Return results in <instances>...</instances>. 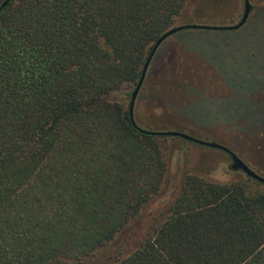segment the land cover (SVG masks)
Here are the masks:
<instances>
[{"label":"trees","instance_id":"trees-1","mask_svg":"<svg viewBox=\"0 0 264 264\" xmlns=\"http://www.w3.org/2000/svg\"><path fill=\"white\" fill-rule=\"evenodd\" d=\"M191 1L0 12V264H264V185L177 179L167 137L130 119L151 49Z\"/></svg>","mask_w":264,"mask_h":264},{"label":"rangeland","instance_id":"rangeland-1","mask_svg":"<svg viewBox=\"0 0 264 264\" xmlns=\"http://www.w3.org/2000/svg\"><path fill=\"white\" fill-rule=\"evenodd\" d=\"M249 3L248 19L236 30H184L166 39L149 64L133 116L144 130L220 144L264 177V0ZM243 10V0H192L176 26H234ZM166 137L177 179L183 172L221 183L245 176L221 150Z\"/></svg>","mask_w":264,"mask_h":264},{"label":"water","instance_id":"water-1","mask_svg":"<svg viewBox=\"0 0 264 264\" xmlns=\"http://www.w3.org/2000/svg\"><path fill=\"white\" fill-rule=\"evenodd\" d=\"M9 1L10 0H4L0 4V12L4 9V7H6V5L9 3ZM243 1H244L243 15H242V18L237 25H234V26H208V25H198V24H184V25L175 26L172 29L168 30L156 41V43L154 44L153 48L151 49V51L148 55V58L144 64L140 79H139L135 89L132 91V94H131V100H130V104H129V115H130V119L133 123H134L133 111H134L135 101H136L137 95L140 91V88L143 84V81L145 79V75H146L147 69L149 67V64H150L156 50L158 49V47L166 39H168L170 36H172L178 32L184 31V30H236V29L240 28L242 25L245 24L246 20L248 19L249 14H250V11H251V5L249 3V0H243ZM142 131L147 133V134H150L152 136L179 137L183 140L193 142V143L199 144L201 146L221 150V151H223L229 155V157L231 159V164H230L231 169L236 170V171H241L245 176H247V177H249V178H251V179H253V180L264 185V177H261L260 175L255 173L241 159H239L234 153H232L228 148H226L220 144L203 141V140L194 138L192 136H189L185 133H181V132H177V131L153 132V131H148V130H144V129H142Z\"/></svg>","mask_w":264,"mask_h":264},{"label":"flooded vegetation","instance_id":"flooded-vegetation-1","mask_svg":"<svg viewBox=\"0 0 264 264\" xmlns=\"http://www.w3.org/2000/svg\"><path fill=\"white\" fill-rule=\"evenodd\" d=\"M3 1H4V0H3ZM3 1H2V2H3ZM2 2H1V3H2ZM1 3H0V4H1ZM230 160H231V159H230Z\"/></svg>","mask_w":264,"mask_h":264}]
</instances>
